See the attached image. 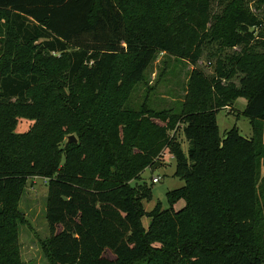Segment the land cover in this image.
I'll return each mask as SVG.
<instances>
[{
  "label": "trees",
  "instance_id": "1",
  "mask_svg": "<svg viewBox=\"0 0 264 264\" xmlns=\"http://www.w3.org/2000/svg\"><path fill=\"white\" fill-rule=\"evenodd\" d=\"M212 1L166 0L164 8L156 0H0V20L20 48L41 39L31 62L0 33V264H22L17 203L34 176L47 180L43 246L50 264H130L149 249L160 250L163 262L182 256L177 264H264L254 229L261 212L264 64L240 65L255 75L243 110L253 134L232 127L221 136L216 114L230 97L221 83L228 74L219 70L208 79L195 66L210 38ZM243 1L227 3L219 36L228 47L264 46V21ZM160 13H171L170 20ZM158 51L192 66L178 114L125 106ZM52 53L64 67L46 65ZM19 115L33 121L25 133L15 132ZM178 121L186 151L176 137ZM69 134L77 142L60 147ZM166 151L184 182L167 200L186 204L174 210L158 201L145 211L151 190L132 182ZM143 216L150 219L146 229ZM107 249L112 258L104 256Z\"/></svg>",
  "mask_w": 264,
  "mask_h": 264
},
{
  "label": "rangeland",
  "instance_id": "2",
  "mask_svg": "<svg viewBox=\"0 0 264 264\" xmlns=\"http://www.w3.org/2000/svg\"><path fill=\"white\" fill-rule=\"evenodd\" d=\"M156 1L161 6L166 2V0ZM229 1H212L210 11L212 26H210L211 24L207 25V34L210 38H205L202 43L201 52L195 66L208 79L212 77L217 78L219 70L228 74L227 78L221 79V83L225 86L226 93L230 97L226 101L222 100L223 105L216 114L219 134L222 136L230 128L236 127L241 135L249 137L253 133L249 118L244 116L243 110L247 102V96L253 90L254 70L264 64V46L259 43H252L228 47L223 43L219 35H221L225 27L224 16L226 13L224 8ZM167 3L163 5L164 8H166ZM242 6L247 12L256 14L260 20L264 21V2L259 3L257 0H244ZM129 10L131 13L135 11L134 3L131 4ZM169 15L171 13H160L161 17H168L170 20ZM24 22L27 24L26 20ZM0 33L5 45H17V40L13 36V30L5 19L0 20ZM39 41L41 39L31 40L29 45L22 46V48L17 45L16 49H22L26 59L33 62V55L36 53ZM50 55L54 59L46 65L53 68V71H55L54 69L58 70L64 67L62 61L58 60V53ZM40 64L42 65L41 62ZM244 64H249L253 67L252 73H245L242 70L240 65ZM191 69V64L182 56L158 51L145 70L142 79L131 85L127 93L125 106L132 110L140 111L141 107L146 104L147 109L163 112L169 116L180 113L184 103L188 100V82ZM31 70H34V68L29 67L28 72ZM20 73H23V71L20 70ZM215 100L216 96L213 97V101ZM17 119L15 125V132L17 133H25L33 124L32 120L22 115H19ZM155 122L162 124V120L159 118H156ZM181 128L180 122H176L174 127L176 137L180 140L182 149L186 151L187 142L183 137ZM170 133H173V131ZM258 140L264 149V127ZM65 144L66 137L61 140L60 147H63ZM160 162L161 164L155 168H145L141 173L142 179L132 182V185L144 184L150 188V198L142 201V207L145 211H150L158 201L161 203L162 208L172 207L174 210H179L185 206V199L179 198L169 203L166 193L169 190L182 186L184 182L174 175L175 160L167 151ZM155 176H159L160 180L152 183L151 180ZM46 182L45 178L39 176L28 178L24 183L17 203V208L21 212V221L17 223V233L18 252L22 264H50L45 256L43 246L46 237L49 235L45 218ZM258 191L261 212L254 229L257 233V242L260 246L258 252L264 256V155L259 161ZM147 219L148 217L146 216L141 218L143 226L146 224ZM147 227L144 228L146 229ZM161 253L160 250L149 249L145 256L138 258L130 264H177L183 260L182 256L178 257L176 255L174 260L169 261L164 259L165 261L163 262L161 260ZM103 254L109 258L113 257L109 249Z\"/></svg>",
  "mask_w": 264,
  "mask_h": 264
},
{
  "label": "water",
  "instance_id": "3",
  "mask_svg": "<svg viewBox=\"0 0 264 264\" xmlns=\"http://www.w3.org/2000/svg\"><path fill=\"white\" fill-rule=\"evenodd\" d=\"M70 142H73V143L77 142V139H76V137L73 134L68 135L67 138H66V143H70ZM159 164H161V162L160 161H156L151 167L155 168Z\"/></svg>",
  "mask_w": 264,
  "mask_h": 264
},
{
  "label": "built area",
  "instance_id": "4",
  "mask_svg": "<svg viewBox=\"0 0 264 264\" xmlns=\"http://www.w3.org/2000/svg\"><path fill=\"white\" fill-rule=\"evenodd\" d=\"M160 180V177L159 176H155V177H153L152 178V183H156V182H158Z\"/></svg>",
  "mask_w": 264,
  "mask_h": 264
},
{
  "label": "crops",
  "instance_id": "5",
  "mask_svg": "<svg viewBox=\"0 0 264 264\" xmlns=\"http://www.w3.org/2000/svg\"><path fill=\"white\" fill-rule=\"evenodd\" d=\"M170 155H171V154H170ZM172 157H173V156H172ZM149 223H150V219L148 218L146 224H144V227H147V226L149 225Z\"/></svg>",
  "mask_w": 264,
  "mask_h": 264
}]
</instances>
